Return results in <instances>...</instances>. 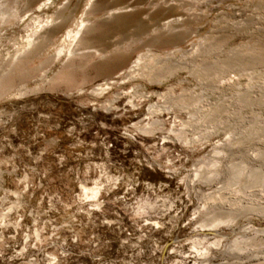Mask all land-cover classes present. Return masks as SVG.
I'll return each instance as SVG.
<instances>
[{"label":"rangeland","instance_id":"1","mask_svg":"<svg viewBox=\"0 0 264 264\" xmlns=\"http://www.w3.org/2000/svg\"><path fill=\"white\" fill-rule=\"evenodd\" d=\"M263 172L264 0H0V264H264Z\"/></svg>","mask_w":264,"mask_h":264},{"label":"bare ground","instance_id":"2","mask_svg":"<svg viewBox=\"0 0 264 264\" xmlns=\"http://www.w3.org/2000/svg\"><path fill=\"white\" fill-rule=\"evenodd\" d=\"M80 34V31H78L76 33V36L74 37V39L77 38V36ZM35 39L34 40H30L28 42V45H32L34 43ZM181 102V106L183 105V102L184 101H180ZM169 104V103H168ZM184 104H187L186 102H184ZM202 104V103H201ZM191 143V142H190ZM258 153V152H257ZM220 154V153H219ZM218 164L215 163L212 167H218L217 166ZM220 166V165H219ZM233 166V165H232ZM246 167V166H245ZM220 168V167H219ZM238 169V168H237ZM246 169V168H245ZM244 170V169H243ZM238 172V171H237ZM253 172V171H252ZM211 173V172H210ZM216 173V172H215ZM233 173V172H232ZM240 173V172H239ZM264 173V172H263ZM262 173V174H263ZM206 167H200L198 168L195 173H194V176H193V183L195 184L196 181L198 180H208L206 178ZM234 175V174H233ZM237 175V174H236ZM242 177V176H241ZM252 179H256V180H259V181H263L262 184L260 185L259 183H256V182H253V184H251L250 182L246 184V186L242 187V186H239L241 183V180H240V175L238 176V178L235 179V181H231V183L228 184V187H222L220 189H217L211 193H208L206 194L204 197H203V205H204V208L207 209V211H209L207 213V215L211 214V210L215 209L216 207L217 208H223V205H226L227 207H229V209H234V207H240L241 208V199L242 197H250V196H254L253 193H248L249 190L253 189L254 187H260L263 189L264 187V177H261L258 176L257 174H255V176L251 177ZM212 179V178H211ZM245 180V179H244ZM255 181V180H254ZM245 182V181H244ZM243 182V183H244ZM260 182V183H261ZM256 183V184H255ZM211 184V183H210ZM238 185V186H237ZM94 188V187H93ZM256 189V188H255ZM261 190V189H260ZM94 195L93 197H95V195L98 193V190L97 189H93L91 190ZM88 192V191H87ZM264 193V190L262 191ZM257 193V192H256ZM99 194H97L98 196ZM261 198V197H260ZM262 200H264V198H261ZM239 200V202H238ZM249 206H251V208L253 206H255L254 204H249ZM213 208V209H212ZM256 208V207H255ZM228 209V210H229ZM246 208H243L242 210H244ZM253 209V208H252ZM259 210V209H258ZM205 211V210H204ZM215 211V210H214ZM254 211V210H253ZM249 212V211H248ZM264 212V211H263ZM230 213H233V212H230ZM259 213V212H258ZM247 214H250V213H247ZM212 215V214H211ZM262 215V214H261ZM208 219H206L205 222H203L201 224V227L200 229H198L196 231V234L198 236H205L204 238H196L194 240V248H195V251H197L199 254H200V250L201 248L205 247V244L207 243V236H210V235H213V236H216V232H217V229H219V227L221 225H223L222 223H225V225L227 226H231V223H233V220L231 221H227V222H219L220 224L218 226H211L208 222H207ZM157 224V223H156ZM215 233V234H214ZM198 242V243H197ZM222 242V241H221ZM199 246V247H198ZM220 246V241L219 240H216V242L212 243V245L210 246L211 247H219ZM234 248L242 251V247L238 246L237 245V241L234 243ZM204 249V248H203ZM202 250V249H201ZM205 251L208 252L209 251V247H206L205 248ZM206 254V253H205ZM204 254L201 253L200 256H203ZM205 258V257H204Z\"/></svg>","mask_w":264,"mask_h":264}]
</instances>
